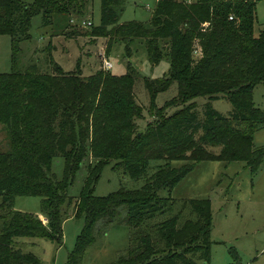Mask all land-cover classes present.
Listing matches in <instances>:
<instances>
[{
    "label": "trees",
    "instance_id": "trees-1",
    "mask_svg": "<svg viewBox=\"0 0 264 264\" xmlns=\"http://www.w3.org/2000/svg\"><path fill=\"white\" fill-rule=\"evenodd\" d=\"M259 1L158 0L148 23H120L126 0H101L95 35L143 38L154 65L169 58L168 73L144 78L156 119L142 128L144 107L135 94L140 75L131 62L125 73L100 69L89 76L20 66L19 43L31 38L34 16L51 25L55 18L84 15L90 0H0V35L15 44L12 70L0 73V122L10 138V149L0 152V264H43L16 239L62 244L70 217L85 220L70 264H80L86 249L114 225L130 228L131 236L108 264H212L211 199H190L175 213V199L159 192H171L202 161L242 160L252 173L264 162V146L254 143L264 125L253 98L264 84V31L255 33ZM174 83L178 94L157 107L158 94ZM197 96L208 98L202 113L192 101ZM218 98L231 102L229 115L213 107ZM172 106L178 109L165 112ZM55 157L64 162L60 178L53 172ZM176 160L188 163L175 167ZM113 161L114 169L144 184L97 195L103 169ZM152 161L163 163L150 174ZM83 169L81 190L71 196ZM18 195L40 196L47 222L14 209ZM74 197V213L67 215ZM231 252L236 260V250Z\"/></svg>",
    "mask_w": 264,
    "mask_h": 264
},
{
    "label": "rangeland",
    "instance_id": "rangeland-1",
    "mask_svg": "<svg viewBox=\"0 0 264 264\" xmlns=\"http://www.w3.org/2000/svg\"><path fill=\"white\" fill-rule=\"evenodd\" d=\"M158 0H126L120 23L140 21L148 23ZM84 21L87 24H84ZM89 22L91 24H89ZM101 23V0H90L84 15L73 14L64 18H55L53 24H45L42 15L32 19L31 38L19 43L21 50L20 66L33 63L41 70L54 72L57 67L65 72H76L82 76L94 74L103 69L115 74L127 71V63L136 68L138 76L135 84L137 102L144 107V118L140 121L142 128L156 119L150 107V94L145 87L144 78H158L169 70V58L154 65L149 57L146 41L135 38H117L115 35L100 36L92 31ZM264 31V0L257 5V21L255 33ZM125 41V42H124ZM126 41L131 54H126ZM166 41H160L164 45ZM12 37L0 35V73L12 70V53L14 49ZM166 46V45H164ZM165 52V51H164ZM112 62V68H107ZM106 66V67H105ZM178 94V86L174 83L168 90L156 97L157 107H162L167 100ZM254 102L264 111V84H259L253 92ZM192 101L198 103L202 113L208 101L206 96H197ZM213 107L224 115L233 109L227 99L218 98L212 101ZM178 108L172 106L165 109L173 113ZM10 138L7 127L0 122V152L10 149ZM256 146H264V125L255 133ZM115 161L107 165L96 185L97 195H106L117 190L121 185L141 187L144 179L132 180L121 170L113 168ZM163 161H152L151 174L155 166ZM186 161H174L175 167L184 165ZM63 158L55 157L53 172L60 178L63 172ZM86 175L85 169L70 188V195L77 196ZM161 196H171L176 201L174 212H178L185 201L195 198H210L212 202L213 228L212 264H264V162L259 170L252 173L247 163L242 160L224 162L221 160L202 161L173 190H160ZM2 196H0V202ZM76 198L66 207L68 214L74 213ZM42 198L40 196L18 195L14 198L13 207L18 211L41 213ZM187 213L189 209H186ZM84 218L70 217L63 224V243L43 237H18L21 248L25 252L35 254L43 264H70V254L76 248L77 238L84 227ZM3 225L0 219V231ZM131 229L126 226H112L108 233L90 245L80 264H108L116 259L130 241ZM231 247L237 252L235 260Z\"/></svg>",
    "mask_w": 264,
    "mask_h": 264
},
{
    "label": "built area",
    "instance_id": "built-area-1",
    "mask_svg": "<svg viewBox=\"0 0 264 264\" xmlns=\"http://www.w3.org/2000/svg\"><path fill=\"white\" fill-rule=\"evenodd\" d=\"M188 1H191V0H188ZM232 18V17H231ZM84 24H87L85 21H84ZM89 24H91L90 22H89ZM106 65H107V68H112V66H113V63L112 62H107L106 61ZM106 67V66H105Z\"/></svg>",
    "mask_w": 264,
    "mask_h": 264
},
{
    "label": "crops",
    "instance_id": "crops-1",
    "mask_svg": "<svg viewBox=\"0 0 264 264\" xmlns=\"http://www.w3.org/2000/svg\"><path fill=\"white\" fill-rule=\"evenodd\" d=\"M39 215H40L41 219H42L44 222H47V219L45 218L44 215H42L41 213H40Z\"/></svg>",
    "mask_w": 264,
    "mask_h": 264
}]
</instances>
